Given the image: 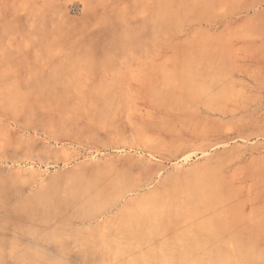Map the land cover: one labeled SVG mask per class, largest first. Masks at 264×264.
Listing matches in <instances>:
<instances>
[{
  "label": "rangeland",
  "instance_id": "374dc122",
  "mask_svg": "<svg viewBox=\"0 0 264 264\" xmlns=\"http://www.w3.org/2000/svg\"><path fill=\"white\" fill-rule=\"evenodd\" d=\"M0 264H264V0H0Z\"/></svg>",
  "mask_w": 264,
  "mask_h": 264
},
{
  "label": "bare ground",
  "instance_id": "6f19581e",
  "mask_svg": "<svg viewBox=\"0 0 264 264\" xmlns=\"http://www.w3.org/2000/svg\"><path fill=\"white\" fill-rule=\"evenodd\" d=\"M145 206L147 207V205H145ZM149 207H150V206H149ZM151 207H152V206H151ZM156 207H157V206H156ZM142 208H143L144 210L147 209V208H145V207H142ZM153 208H154V207H153ZM153 208H152V211H153L154 209H156V208H154V209H153ZM149 209H150V208H149ZM139 210H140V209H139ZM139 210H138V211H139ZM144 210H143V211L140 210V213L144 212V214H146V213H145L146 211H144ZM141 211H142V212H141ZM150 212H151V211H150ZM148 213H149V212H148ZM135 214H138V213H135ZM146 215H147V214H146ZM146 215H145V217H146ZM148 215H149V214H148ZM136 217H138V216H136ZM147 217H148V216H147ZM138 218H140V217H138ZM141 219H142V218H141ZM146 219H148V218H146ZM141 221H142V220H141ZM143 221H146V220L143 219ZM140 223H142V222H140Z\"/></svg>",
  "mask_w": 264,
  "mask_h": 264
}]
</instances>
